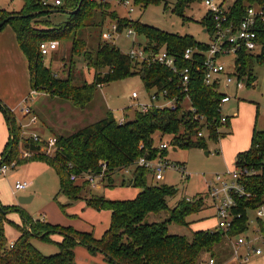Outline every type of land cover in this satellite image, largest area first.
Here are the masks:
<instances>
[{
	"label": "trees",
	"instance_id": "trees-1",
	"mask_svg": "<svg viewBox=\"0 0 264 264\" xmlns=\"http://www.w3.org/2000/svg\"><path fill=\"white\" fill-rule=\"evenodd\" d=\"M22 1L21 11L0 10V23L9 19L1 30L11 26L17 35L19 45L29 62L32 90L48 87L51 93L71 101L75 108L84 110L94 99L99 86L142 70L143 73L139 74L142 75L145 88L148 91L155 90L157 96L166 92L165 98L175 100L178 106L176 109L153 108L148 113L139 111L133 119L127 116L124 124H120L113 114L108 112L101 121L90 124L69 137L58 138L57 153L48 157L39 152L40 146L31 137L22 136L21 122L18 124L15 113L0 100V111L5 115L10 132L0 166L13 161H17L18 166L43 162L58 173L60 194L66 195L71 202L84 197L88 208L111 212L110 228L101 239H95L91 233L63 228L41 219L35 220L25 215L18 206H3L0 203V264H76V246H84L92 254H103L109 264H209L210 260H214L215 264H222L232 258L230 242L222 231L217 228L199 231L190 229L193 222L189 221V217L203 211L206 206L203 198L197 196L192 202L181 198L171 207L169 198L175 197L179 190L165 184H150L149 181L153 179L149 171L137 165L141 157L152 159L165 155V151L156 147L155 139L158 135L169 136L171 145L184 149L206 146L205 137L197 138L200 127L198 121L201 117L205 119L208 130L206 136L213 142L216 143L224 136L220 131L224 125L221 124L219 106L225 93L220 92L219 84L205 85L202 69L198 71V65L183 59L188 48L198 47L204 52L207 44L197 42L189 35L179 36L157 30L139 21H128L110 13L107 3L96 0H83L79 11L73 15L68 14V20L58 25L43 20V15L47 16L55 11L65 12L61 5H44V0ZM80 1L68 0L67 11L77 9ZM203 1L178 0L174 10L183 17L186 8ZM253 2L254 0H237L233 10H242ZM133 3L147 8L151 5L167 4V0H133ZM26 15L30 16L26 18ZM107 18L118 25L120 33L125 29L134 28L137 33L145 36L150 48L158 50L166 46L168 52L177 58L179 70L190 68L188 108L182 105L186 94L183 93L180 73H173L161 65L139 64L127 54L121 53L113 42L100 39L96 46L87 45L82 38L84 31L96 28L102 36ZM232 18L235 19V15H232ZM200 23L203 27L209 25L207 16L203 17ZM65 39L72 41L71 58H83L87 67L96 71L94 83L76 82L72 75L73 59L68 76L64 80L55 77L45 65L39 50L40 43ZM259 40L264 45V32L259 36ZM255 58L263 62L264 51L260 55L242 54L236 62L240 75L249 76L253 82L256 78L251 72V67ZM196 62L202 64L199 56H196ZM139 66L142 69L136 71ZM21 145L24 150L33 153L29 158L30 162L18 158ZM103 163L107 165L106 188L120 186L139 189L140 192L134 199L109 200L96 197L88 188L90 186L87 182L71 181L72 173L79 176L88 172L101 173ZM235 166L241 172L254 169L258 173L251 176L242 175L239 180L252 197L237 199L236 213L241 214V219L234 221L232 235L247 230L248 209L254 210L264 205V130L254 132L251 148L237 156ZM125 169H129L132 177L129 180L123 178L120 184L116 183V176ZM14 212L21 214L23 224L17 225L19 238L14 243H8L3 222L8 214ZM154 216H159V220H155ZM200 221H204V218ZM172 224L186 227L187 233H171ZM54 235L61 236L62 240L54 241ZM35 238L57 245L60 252L50 256L43 255L32 243Z\"/></svg>",
	"mask_w": 264,
	"mask_h": 264
},
{
	"label": "rangeland",
	"instance_id": "rangeland-1",
	"mask_svg": "<svg viewBox=\"0 0 264 264\" xmlns=\"http://www.w3.org/2000/svg\"><path fill=\"white\" fill-rule=\"evenodd\" d=\"M49 1L54 3L56 0ZM60 1L62 10L64 9L67 11V9H69L68 0ZM96 1L107 3L109 5L108 11L110 13H115L119 17L125 18L128 21H139L140 23L153 27L157 30L179 36L189 35L197 42L208 43L210 41V36L204 32L203 25L200 23L207 12L203 2L193 4L189 8H186L182 17L174 10V6L177 4L178 0H167V4L162 3L158 5H151L147 8L136 6L133 3V0ZM126 1H129L130 3L126 4ZM216 1L224 3L226 0ZM22 8V0H0V10L18 12L21 11ZM131 8L133 11H131ZM43 20H48L54 25H58L68 20V13L62 11L51 12L47 16L43 15ZM112 23V20L107 18L103 29L107 30ZM127 30L129 29H125L122 33H120V35H117L113 42L121 53L127 54L131 51L135 44L148 45V41L144 35L137 33L133 28L136 32V36L128 37ZM82 38L87 42V45L91 47L96 46L100 39L102 41L103 35H100V31L98 29L89 28L84 31ZM56 42L59 44L58 50L52 54V56L44 57V63L51 69V73L59 79H66L71 61L73 59L74 64L72 65V75L76 79V82L80 83L81 81H87L90 84L94 83L96 71L94 69H89L83 58H79L77 56L71 58L72 41L65 39L58 40ZM225 63L229 66H232L233 64L236 65V62L232 58H226ZM140 68L142 69V67L139 66L136 71H140ZM99 72L104 73L107 72V70H99ZM251 72L256 78L254 86L247 87L246 89L240 91L238 95L241 100L256 102L259 105L258 130L263 131L264 61L259 62L255 58L252 62ZM139 73H143L142 70ZM139 73L117 79L108 84H104L103 88H98L94 99L84 110L75 108L71 101L51 93L48 87L36 90L41 96H46L44 100L41 101L42 105L45 104V106L40 107L37 110V113H40V116L42 114L43 120L47 123V126L53 130L54 136L57 138L69 137L75 134L78 130L101 121L106 117L108 112H111L114 119L118 122L124 118L128 119L126 118L127 115L129 116V119H133L136 112L140 111L139 105L151 104V95L155 93V90L148 91L145 88L142 75ZM17 84L14 86L16 89L22 90L28 86L27 92H30L27 79L20 78L17 80ZM3 86H5V84ZM12 86L13 85L10 84L8 90L2 91L4 96L7 95V92ZM224 91L233 94L234 88L230 87L228 89V87L222 86L220 88V92L226 93ZM134 93L139 95L138 99L132 98ZM32 106L35 107V104ZM184 107L188 108L189 103L187 102L184 104ZM232 107L233 102L224 104L223 113L232 115ZM14 109L20 112L21 102L18 104V107ZM0 112L4 115L3 111ZM19 123L20 121H18V124ZM21 124L23 125L27 135L38 134L45 140L52 137L50 131L46 127L44 128V125L41 124L40 121L31 125L30 119L26 118L21 122ZM161 138L163 139L162 142L169 144V148L165 151L164 157L172 164H184L189 174V178L185 180L183 179V175L181 173L168 169L164 173V179L162 181L157 182L150 180L149 183L165 184L179 190L175 197L169 198V205L171 207L175 206L181 198H195L197 196L202 198L203 195L208 193L206 182L212 181V179L216 176L215 174L220 172V164L216 157V153L213 150L215 142L206 136V146H193L191 148L184 149L171 145V138L169 136L162 137L161 135H158L155 139L156 145H159ZM6 144L0 152V158L5 150ZM22 150H24L23 145H21V151ZM207 153H210V155H207ZM25 161L30 162L31 159L28 158ZM21 167L22 166L13 168L6 176L0 177V203L3 206H17L18 199L20 197L34 195L35 198L32 199L31 202L26 205L23 204V207H19L18 205L25 215L30 216L35 220L41 219V221H46L44 218L46 217L47 221L53 225L63 228H73L74 230L82 233H91L95 239H101L104 236L111 225V213L109 211L95 212L88 209L84 197L78 201L71 202L66 195L60 194V178L56 170L51 167H46L40 175L31 180L32 186L30 189L14 195L13 190L16 182L22 180V177L24 176V172ZM28 171L33 173V170L31 169ZM131 177L132 175L129 173V169H125L124 172H120L116 176V180L122 181L123 178L129 180ZM88 188L96 197H105L109 192V189L106 187H101L99 189H92L91 187ZM135 189L136 188L133 187L128 188L118 186L116 190H121L123 193L117 194L116 196H125L126 194L130 195L135 191ZM209 204L210 201L206 203L203 211L189 217V221H199L203 220V218L204 220L212 219L214 209L210 208L208 206ZM161 215L163 216V214ZM249 215L251 217L255 216L253 211H250ZM154 217L155 220H157V218L159 220L160 218L159 216ZM6 218L7 219L3 222L5 238L8 243L15 242L19 238L20 234L17 225L20 226L21 214L19 212H14L8 214ZM28 230H30V228H28ZM170 231L174 234H185L187 233V228L172 224L170 226ZM53 237H55V235ZM32 243L34 247L45 256L55 255L60 252L57 245L41 241L40 239L35 238L32 240ZM77 249H85L87 255H89L92 260L90 261L86 255L80 253ZM74 252L76 264H109L103 254L98 252L92 254L84 246H76ZM216 253L218 255V251H216ZM207 261H209V258Z\"/></svg>",
	"mask_w": 264,
	"mask_h": 264
},
{
	"label": "built area",
	"instance_id": "built-area-1",
	"mask_svg": "<svg viewBox=\"0 0 264 264\" xmlns=\"http://www.w3.org/2000/svg\"><path fill=\"white\" fill-rule=\"evenodd\" d=\"M237 0H226L220 3L216 0H204L203 4L207 10L205 16L208 18V23L204 28L210 36V41L207 44V49L204 52L198 47L188 48L183 55V59L192 62L193 65H198V71L202 69V76L205 85L212 86L219 84L222 86L232 87L235 90V96L247 87L254 86V82L249 79V76H241L236 69V65L229 66L225 63L226 58H232L235 62L242 54H255L260 55L264 51V45L260 43L259 36L264 32V0H254L253 3L248 5L242 10H233L234 3ZM129 4V1L125 2ZM44 5L52 4L60 6L61 1L56 0L51 3L49 0L43 1ZM131 11L133 9L131 8ZM235 15V19L232 18ZM120 35L118 25L116 23L110 24L107 30H104L103 40L106 42H114L115 37ZM128 37H135L136 32L130 28L127 30ZM58 42L44 41L39 45L40 53L43 57H49L54 51L58 49ZM259 53V54H257ZM127 55L139 64L161 65L173 73H180L181 82L183 86V93L186 94L182 105L187 102L190 103L188 85L190 82V68L179 70L177 58L170 54L167 47H161L158 50L148 47L147 45H134ZM196 56L202 60L199 65L196 62ZM102 88V86H99ZM166 92L159 96L154 93L151 95V104H140V112L148 113L153 108L159 109H176L178 104L175 100H167ZM40 94L36 90H32L26 100L23 102L21 112L25 118L30 119L31 125L38 122V118L33 114L30 108V103L35 100ZM132 98L138 99L139 95L134 93ZM232 97L225 93L222 99L219 112L221 114V124L226 126L229 124V117L223 113V106L230 102ZM126 119H122L119 123L124 124ZM199 130L197 138H203L207 135V127L205 119L199 118ZM22 136L31 137L39 146V152L48 156H54L58 151V138L51 137L50 139H43L38 134L27 135L22 125ZM160 151H166L169 144L160 142L156 146ZM33 153L30 151L22 150L18 158L21 160L31 158ZM102 165L101 173L88 172L82 176L72 173L70 179L73 182H87L93 189H99L107 185L106 170L107 165ZM139 167H143L149 171L150 177L157 182L164 179V173L168 169L175 170L183 175V179L187 180L189 174L184 164H172L164 156L158 158L141 157L137 161ZM18 167L17 161L5 163L0 166V177L6 176L8 172ZM124 172V170H123ZM258 172L254 169L248 171H235L228 173H217L212 181H207V192L202 198L207 203L210 201L212 208L215 210V218L217 221L216 228L222 231L227 237L231 245L232 259L236 260L239 264H250L256 258L264 256V205L258 206L253 211L255 216L249 215L247 220V230L238 235H232L234 221L241 219V214L236 213L238 206L237 199L245 198L250 199L252 196L247 192L241 183L240 178L242 175L251 176L256 175ZM32 186V182L28 180L17 181L14 187V193H22L27 191ZM192 202L194 198H187ZM12 247V244H11ZM209 264H215L214 260H210Z\"/></svg>",
	"mask_w": 264,
	"mask_h": 264
},
{
	"label": "crops",
	"instance_id": "crops-1",
	"mask_svg": "<svg viewBox=\"0 0 264 264\" xmlns=\"http://www.w3.org/2000/svg\"><path fill=\"white\" fill-rule=\"evenodd\" d=\"M56 51H54L52 54H54ZM52 54L50 56H52ZM20 78H25L28 80L30 92H31L32 89L30 85L29 62L19 45L15 31L13 30L11 26L10 27L6 26L3 30L0 31V99L7 107L15 111L14 113L17 119L20 122H22L24 119H26L25 116L22 114L21 110L20 112L18 111L19 108L18 110L14 108L18 107V104L20 102H21V107H22L23 102L26 100L30 92H27L28 86L22 90L16 89L14 87L15 84H17V80H19ZM4 84L5 86H3ZM10 84L13 85L9 89V91L11 92L8 91L7 95L4 96L2 91L8 90V87ZM229 88L230 87H228V89ZM228 94L232 97V99L227 104L233 102L232 115L225 114L230 119L229 124L228 126H224L220 129L221 133H223L224 136L220 137V139L216 143H214L215 145L213 147V150L216 153V157L220 164L219 173H228V172L235 171L237 156L241 153L248 151L251 148L254 132L256 130L259 131L258 130L259 105L256 102L241 100L239 98V95L235 96V90L233 94L232 93H228ZM45 97H46L45 95H42V96L39 95L38 97H36L35 100L30 103V108L33 111V114L35 113L38 116L37 117L34 114L38 118V121H40V123L44 125V128L46 127L50 131L51 136L55 137L53 130L49 128V126H47V123L43 120L42 114H41L42 116L41 118V116L39 115L40 113H37V110L40 107L45 106V104L42 105V102H41L42 100H44ZM33 104H35V107L32 106ZM9 137H10V133H9L8 126L5 120V116L0 112V152L3 149V146L6 143H8ZM208 155H210V153H208ZM46 167H49V166L43 162H30L25 165H22L21 168L24 172V176L22 177L23 178L22 180L31 181L35 179L38 175L41 174L43 170L46 169ZM29 169L33 170V173L29 172L28 171ZM22 180H19V181H22ZM120 181L121 180L119 181L116 180V183H119ZM106 186L107 185H105L104 188ZM116 187L118 188V186ZM116 187L112 188L111 190L109 189V192L107 193L108 195L105 196L106 199L131 200V199H134L137 196V194L140 192L139 189H135V191L132 192V194L130 195L126 194L125 196H116L117 194L123 193V191L121 190H116L117 189ZM13 194L16 195L14 193V190H13ZM26 197L31 198V200L35 198L34 195L26 196ZM18 205L19 207H23L19 203V199H18L17 206ZM208 206L210 207V205ZM88 209L95 211V212H99L91 208H88ZM100 212H103V211H100ZM44 218L47 221V218L46 217ZM192 222L193 224L190 226V229L193 231L215 229L216 224H217V221L215 218V210L212 215V219L204 220V221H200V220L192 221ZM22 224H23V221L21 218L20 225ZM53 240L56 242H59L62 240V237L56 235L55 237H53ZM11 243H14V242H11ZM77 250H79L80 253L86 255V257L89 258L90 261L92 260V258L89 255H87V252L85 249L83 250L77 249ZM222 264H239V263L236 260L230 258ZM250 264H264V256L260 258H256Z\"/></svg>",
	"mask_w": 264,
	"mask_h": 264
},
{
	"label": "water",
	"instance_id": "water-1",
	"mask_svg": "<svg viewBox=\"0 0 264 264\" xmlns=\"http://www.w3.org/2000/svg\"><path fill=\"white\" fill-rule=\"evenodd\" d=\"M82 1H83V0L80 1V4H79L78 8H77L75 11H65V13H68V14H70V15L76 14V13L79 11L80 7H81ZM29 16H30V15H26V16H24V17L28 18ZM8 20H9V19H7V20H5V21H3V22L0 23V30L3 28V26L7 23ZM0 106H1V105H0ZM207 155H208V153H207ZM30 201H31V198H28V197H20V198H19V203H20L21 205H23V204H27V203H29Z\"/></svg>",
	"mask_w": 264,
	"mask_h": 264
}]
</instances>
